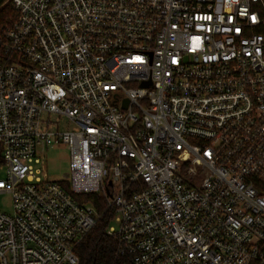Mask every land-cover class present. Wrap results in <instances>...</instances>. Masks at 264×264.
Segmentation results:
<instances>
[{"label": "built area", "instance_id": "obj_1", "mask_svg": "<svg viewBox=\"0 0 264 264\" xmlns=\"http://www.w3.org/2000/svg\"><path fill=\"white\" fill-rule=\"evenodd\" d=\"M9 1L0 264H78L83 193L116 264H264V0ZM60 144L67 188L33 166Z\"/></svg>", "mask_w": 264, "mask_h": 264}, {"label": "trees", "instance_id": "obj_2", "mask_svg": "<svg viewBox=\"0 0 264 264\" xmlns=\"http://www.w3.org/2000/svg\"><path fill=\"white\" fill-rule=\"evenodd\" d=\"M5 1L0 0V34L3 28L10 24L17 16L10 1ZM62 184L67 188L66 182H62ZM74 197L81 202H92L96 206L99 214L93 227L75 246V253L79 259L78 264H116L117 258L115 251L118 242L115 236L106 232L113 215L112 207H108L103 198L97 193L75 194Z\"/></svg>", "mask_w": 264, "mask_h": 264}, {"label": "rangeland", "instance_id": "obj_3", "mask_svg": "<svg viewBox=\"0 0 264 264\" xmlns=\"http://www.w3.org/2000/svg\"><path fill=\"white\" fill-rule=\"evenodd\" d=\"M8 1V0H6ZM5 1V2H6ZM44 118H48L52 123V129L61 131L74 130L76 125L67 117L58 114H42ZM34 168H39L40 173H46L50 180L66 181L69 177V149L65 144L54 145L47 147L44 150L43 163H33ZM5 168L0 165V178H4ZM0 211L11 214L12 213V197L8 192L0 191ZM110 225L118 228V222L113 219Z\"/></svg>", "mask_w": 264, "mask_h": 264}, {"label": "water", "instance_id": "obj_4", "mask_svg": "<svg viewBox=\"0 0 264 264\" xmlns=\"http://www.w3.org/2000/svg\"><path fill=\"white\" fill-rule=\"evenodd\" d=\"M147 84V82H142L141 83V85H146ZM126 106V100L124 101V104H123V107H125Z\"/></svg>", "mask_w": 264, "mask_h": 264}]
</instances>
